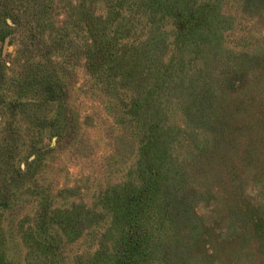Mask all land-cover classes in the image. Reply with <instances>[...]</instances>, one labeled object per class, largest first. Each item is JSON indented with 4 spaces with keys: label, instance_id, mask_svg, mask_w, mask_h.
Listing matches in <instances>:
<instances>
[{
    "label": "rangeland",
    "instance_id": "1",
    "mask_svg": "<svg viewBox=\"0 0 264 264\" xmlns=\"http://www.w3.org/2000/svg\"><path fill=\"white\" fill-rule=\"evenodd\" d=\"M174 1L0 0V264H264V0Z\"/></svg>",
    "mask_w": 264,
    "mask_h": 264
},
{
    "label": "trees",
    "instance_id": "2",
    "mask_svg": "<svg viewBox=\"0 0 264 264\" xmlns=\"http://www.w3.org/2000/svg\"><path fill=\"white\" fill-rule=\"evenodd\" d=\"M155 1L159 2L163 6H166V8L173 11L176 16L182 17L181 9L178 7L177 4H175V1L172 3H167L166 0H155ZM131 260L134 261L133 258L131 257L130 252H128V254L126 252L124 254H121V257L119 258V262L120 263L122 262V264H129Z\"/></svg>",
    "mask_w": 264,
    "mask_h": 264
},
{
    "label": "water",
    "instance_id": "3",
    "mask_svg": "<svg viewBox=\"0 0 264 264\" xmlns=\"http://www.w3.org/2000/svg\"><path fill=\"white\" fill-rule=\"evenodd\" d=\"M6 44L4 45V48H5Z\"/></svg>",
    "mask_w": 264,
    "mask_h": 264
}]
</instances>
